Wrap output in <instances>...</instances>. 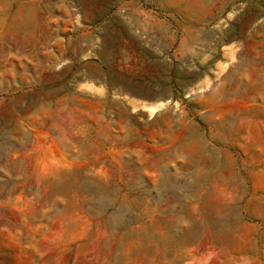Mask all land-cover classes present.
<instances>
[{
    "label": "rangeland",
    "instance_id": "1",
    "mask_svg": "<svg viewBox=\"0 0 264 264\" xmlns=\"http://www.w3.org/2000/svg\"><path fill=\"white\" fill-rule=\"evenodd\" d=\"M0 264H264V0H0Z\"/></svg>",
    "mask_w": 264,
    "mask_h": 264
},
{
    "label": "crops",
    "instance_id": "2",
    "mask_svg": "<svg viewBox=\"0 0 264 264\" xmlns=\"http://www.w3.org/2000/svg\"><path fill=\"white\" fill-rule=\"evenodd\" d=\"M219 1H227V0H219ZM237 47V45L235 46H229L228 48H225L223 50V55L226 58H231V56L235 53L234 49Z\"/></svg>",
    "mask_w": 264,
    "mask_h": 264
}]
</instances>
